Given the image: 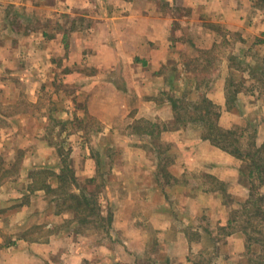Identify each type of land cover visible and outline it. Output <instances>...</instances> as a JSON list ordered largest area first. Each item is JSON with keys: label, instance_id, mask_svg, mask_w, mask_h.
I'll return each instance as SVG.
<instances>
[{"label": "rangeland", "instance_id": "rangeland-1", "mask_svg": "<svg viewBox=\"0 0 264 264\" xmlns=\"http://www.w3.org/2000/svg\"><path fill=\"white\" fill-rule=\"evenodd\" d=\"M57 1L62 0H0V236L6 244L13 238L26 241L24 247H17L19 252L13 253V257L17 254L15 264H173L168 244L158 240L159 231L150 221L149 196L160 203V188L166 185L167 206L157 205L154 209L158 216L168 218L165 223L183 228L176 213L184 214L185 200L183 190L178 192L176 188L186 187L185 176L197 178L200 186L218 189L213 205L221 208L215 215L207 208L197 214L202 225L199 230H189V263L260 264L253 261V252L247 250L242 232L225 230L228 220L241 214L251 185L264 194V174L249 176L250 163L256 155L238 157L204 138L237 160L236 181L217 180L208 174L202 176L192 165L180 168L174 163L181 155L180 148L166 133L185 127L173 126L174 118L167 123L170 128L158 137L141 131L144 120H150L136 117L135 113L105 128L97 116L89 114L87 93L91 87L79 80L90 68L83 69L77 63L67 66L63 56L50 58L51 52L44 56L23 51L32 33H21L23 28L16 26L28 29L47 19L48 29L57 32L67 19L64 15L53 18L54 11L69 8L81 15L99 9L94 0H80L74 6V2L69 6L68 0L62 4ZM263 4L258 8L264 10ZM103 10L109 11L107 5ZM184 12V8L176 11ZM6 14L12 19L5 20ZM248 23L246 20L243 26L231 28V42L223 41L219 49L245 42L243 30ZM179 28L174 25V29ZM220 29L226 34L225 26ZM53 41L46 43L53 47ZM238 54L230 75L220 77L224 78L227 97L228 92H236L233 107H228V101L224 105L235 120H226V124L231 121L228 127L220 119L219 124L233 129L234 136L240 138L234 145L241 142V147L256 153L254 149L264 145V53L252 50ZM213 55L214 52L205 55L199 51L196 56H182L183 75L171 78L170 91L155 97L158 103H171L168 95L182 97L189 87L193 88L192 79L198 78L191 76L190 67L202 79L194 96L199 98L205 92L209 97L213 76L221 70ZM252 59L258 60L254 66ZM195 63H199L198 70ZM262 156L264 151L256 158ZM149 159L150 164L146 162ZM64 166L71 172L67 184L60 180ZM181 169L188 175L176 177ZM154 183L160 186L157 191ZM250 205L253 208V203ZM125 206L126 211L120 212ZM247 216L249 212L241 218ZM19 222L16 227L14 223ZM258 253L261 251L255 256Z\"/></svg>", "mask_w": 264, "mask_h": 264}, {"label": "crops", "instance_id": "crops-1", "mask_svg": "<svg viewBox=\"0 0 264 264\" xmlns=\"http://www.w3.org/2000/svg\"><path fill=\"white\" fill-rule=\"evenodd\" d=\"M79 1L68 0V5L74 2L71 5L74 6ZM94 1L99 9L85 11L81 15L69 8L54 11L53 18L64 15L67 19L66 23H61V31L51 32L47 19L36 22V25L28 29L16 26L23 28L21 33L25 30L32 33L30 41L27 39L25 42L27 49L24 48L23 51L41 53L44 56L46 52H51L53 54L50 58L63 56L67 66L72 67L77 63L83 69L90 68L91 71L86 73L85 78L79 79L87 88L91 87V91L87 93V109L89 114L97 116L105 124V128H112L115 121L125 119L131 113L150 121H156L159 117L166 123L172 122L170 120L174 118V111L171 103L164 100V103L159 104L155 97L170 91L172 77L183 75L185 62L182 56H196L199 51L214 48L213 58L221 70L219 75L213 76L208 94L222 107L220 123L225 127L230 126L231 121L227 124L225 121L235 120V117L224 108L227 102L226 84L224 78L220 77L230 75L233 61L240 55L238 53L252 50L264 53V10L258 8L257 0ZM56 3H65V0ZM104 5H107L109 11L103 10ZM181 8L185 12L177 14L176 11ZM9 19L12 17L6 14L5 20ZM246 20L249 23L243 30L245 42L239 45L234 43L231 48L224 47L220 50L223 41L231 42V28L243 26ZM176 24L179 25V30L174 29ZM213 24L225 26L226 34L212 27ZM49 39H54L53 47L46 43ZM257 62L258 60L252 59L251 64L254 66ZM178 70L181 72L178 73ZM40 85L44 87V83ZM71 103L74 104V101L71 100ZM201 129L198 125L189 123L177 130L167 131L166 137L180 148L181 155L174 163L180 165V168L192 165L201 171L202 176L208 174L212 179L226 181L236 178V158L202 138ZM146 162L150 164L151 160ZM184 171L185 169H181L176 177L188 175ZM185 177L186 187L177 185L176 188L178 192L183 190L185 200L184 214L176 213L183 228L165 223L168 218L158 216L154 209L157 205L162 208L167 206L165 198L169 188L166 185L163 184L160 188L154 183L155 190L160 188L164 195H159L160 203L153 202L149 196L150 221L159 231L158 240L168 244L173 264H190L188 257L191 240L188 233L190 229L199 230L202 225L200 219H196L197 214L203 208L210 210L212 215L217 213L216 209H221L213 205L219 195L218 189L200 186L195 177ZM155 181L157 183L158 178ZM125 211L126 206L125 210H120ZM20 224L14 223L16 227ZM25 245L26 241L16 238L6 244L0 236V264H15L17 254L13 257V253L19 252L17 247ZM85 252L80 254H86Z\"/></svg>", "mask_w": 264, "mask_h": 264}, {"label": "trees", "instance_id": "trees-1", "mask_svg": "<svg viewBox=\"0 0 264 264\" xmlns=\"http://www.w3.org/2000/svg\"><path fill=\"white\" fill-rule=\"evenodd\" d=\"M262 3H264V0L256 1L257 5ZM262 7L264 8V4L262 5ZM212 27H214L218 31L221 30L220 26L218 25L213 24ZM213 51L214 48L212 50H205L203 51V54L207 55L208 53H212ZM194 68L198 70V68H200L199 63H195ZM189 70L192 74V77L195 76L196 78H198L192 79L193 88L189 87V89L184 92L182 97L168 95V99L171 101L172 108L174 110V119L172 125L186 126L187 124L192 122L197 123L202 127L203 138L211 140L214 144L227 151H230L232 154L238 157L243 156L245 157V159L248 156H252L253 154L257 157L261 156L262 151H264V145L261 147L257 146V148L254 149L257 154L254 153V151H249L246 148L241 147V142L238 145H234L235 142L240 141V138L238 136H234L233 129H225L219 124L221 115L220 106L216 104L212 99H210L205 92H202L199 98H196L194 96V89H197L199 87V81L202 79H200L198 75H195L196 72L194 69L190 67ZM232 92H228L227 97V101L229 103V105H227L229 108L233 107V104H231V102L237 100V96L235 95L236 92ZM144 121L146 124L143 126L141 131L146 132L148 135L150 134L152 137H158L163 130L170 128V126L167 125L166 122L162 121L159 117L155 122H149L146 120ZM253 144L255 145V143ZM248 148H252V146ZM256 156L250 163L252 168H250L249 176L251 177L256 173H259L261 175L264 174V157L262 156L256 158ZM101 166L103 167V165ZM61 172L63 173L62 175H60V180L64 184H67L70 179V177H68L71 174L70 169L64 166L63 168H61ZM94 180V178L90 179V181ZM251 203H253V208L250 205ZM247 212H249V216L242 219V214H245ZM240 219H242L243 221H241ZM255 221L257 222L255 223ZM225 230H229L227 233H232L234 231L242 232L244 236H246L248 242L247 250L249 252H253V261L264 264V254H261L262 249H264V194L261 193L260 188H257L256 190L255 186L251 185L249 198L244 203L241 214H236V216L230 218L228 220V227ZM254 245H259L257 246L258 249ZM258 250H260L261 253H258L257 256H255Z\"/></svg>", "mask_w": 264, "mask_h": 264}]
</instances>
